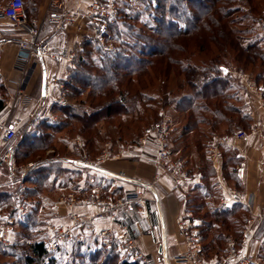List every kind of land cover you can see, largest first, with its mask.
<instances>
[{"label": "trees", "instance_id": "obj_1", "mask_svg": "<svg viewBox=\"0 0 264 264\" xmlns=\"http://www.w3.org/2000/svg\"><path fill=\"white\" fill-rule=\"evenodd\" d=\"M263 11L264 0H123L105 37L111 49L82 37L64 81L68 104L54 103L56 121L47 119L32 132L26 124L15 131L9 143L15 161H32L56 148L58 132L82 136L85 151L95 156L107 138L115 144L123 139V117L136 115L142 124L146 112L163 108L173 127L174 158L189 174L201 176L186 195L185 210L200 221L203 257L220 260L227 238H240L250 214L241 204H218L220 189L205 153L214 134L249 130L240 87L223 68L232 63L251 71L264 86V39L254 28ZM1 103L2 98L0 108ZM221 152L223 179L240 189L236 152ZM81 173L55 162L28 174L26 197L33 207L15 219L12 244L0 245V264H141L121 261L116 245L106 249L94 236L48 251L44 225L57 187L77 197L94 188L104 197L123 193L111 180L93 175L80 186ZM12 203L9 193H0V218ZM259 259L264 264V241Z\"/></svg>", "mask_w": 264, "mask_h": 264}, {"label": "built area", "instance_id": "obj_2", "mask_svg": "<svg viewBox=\"0 0 264 264\" xmlns=\"http://www.w3.org/2000/svg\"><path fill=\"white\" fill-rule=\"evenodd\" d=\"M119 0H88V7L84 12L66 10L59 0H51L49 3L48 23L55 28L68 27L81 36L95 39L106 50L111 49L105 43V37L110 26L114 23V16L117 11L116 3ZM0 16L7 18L13 27L21 33L24 38L19 42V52L26 57L42 58L48 54L46 44H41L38 39V30L31 26L24 11L23 0H10L7 5H0ZM254 28L258 35L264 39V11L256 18ZM55 62L72 60V55L61 57L50 55ZM233 77L239 79L244 95L249 99H255L263 104L264 87L256 83L250 75L241 71L232 73ZM51 85L57 89L53 98L54 103L59 106L68 104L63 81L54 80ZM264 106V104H263ZM255 110H250L248 116L255 117ZM161 119L150 124L138 140L136 157L145 160L154 171L151 180H143L127 175L123 171H113L104 166L110 159H119L116 155L111 157L108 151H104L100 157L90 158L85 154H79L70 161L74 170L88 172L92 175L98 174L101 177L120 180L123 183L133 186V190L116 199H103L95 190L82 198L74 193L60 196L53 204V213L66 223L48 221L44 225V231L48 238V251L56 252L69 244L80 241L84 235L95 233L99 241L106 249L116 245L119 259L121 261L139 262L151 264L147 255L138 247L135 238L136 233L144 234L151 246L160 244L161 259L165 264H255L257 252L250 250L251 243L255 240L258 230L263 225L262 219L249 220L242 228L239 240L228 237L226 250L220 260L208 262L202 258L203 235L197 229V224L190 215L182 213L177 217L176 233L184 241L186 251L180 255L170 257L166 252L164 220L161 213L160 198L157 193L159 180L166 176L171 183V190L179 192L182 187L190 182L189 172L174 158L171 132L173 127L169 119L160 111ZM259 137L263 139L261 131L256 130ZM15 136V129L0 116V140L9 144ZM248 138L244 131H238L231 135H213L207 150L209 161L216 165L222 159L221 148L223 146L243 143ZM78 146L81 140L77 138ZM152 147V151L149 150ZM12 147H8L7 155H11ZM123 156V150L121 151ZM132 156V155H129ZM7 164L18 177L17 192L14 204L9 211L2 215L0 220V245H10V235L13 230L15 219L24 217L29 210V202L26 198V183L24 181L27 173L32 169L33 164L25 163L15 165L10 158ZM262 174L264 183V156L257 163ZM12 176V175H11ZM180 190V191H179ZM151 195L157 211L159 225L162 228V239L158 236L153 227L142 228L138 217L146 214L147 195ZM233 204H241L251 210L253 201L250 196L239 189H224L219 200L221 207H229ZM106 223L107 226L98 228L99 224ZM264 232V227H263Z\"/></svg>", "mask_w": 264, "mask_h": 264}, {"label": "crops", "instance_id": "obj_3", "mask_svg": "<svg viewBox=\"0 0 264 264\" xmlns=\"http://www.w3.org/2000/svg\"><path fill=\"white\" fill-rule=\"evenodd\" d=\"M9 1L10 0H0V5H7ZM23 1L27 21L31 26L38 30V39L41 44L47 45L48 54L42 58L26 57L22 55L19 52V42L22 38H24V36L13 27L7 18L0 16V87L3 89L4 94L3 97H0L2 98L0 116L5 119L15 129V131H18L26 124L29 125L27 130L32 132L35 126L41 125L42 122H45V120L48 119L50 121H56L58 119V114L52 112V107L54 105L53 98L57 94V89L51 85V82L54 80L64 82L69 76L68 69L70 63L66 60L55 62L50 55H58L63 58L72 55L73 57L74 49L79 45L83 36L77 34L71 28H55L48 23L47 13L49 11V3L51 0ZM59 1L66 10L76 12H84L89 3L88 0ZM43 79H45L44 94L42 93ZM3 94L0 93V96ZM243 104H245L247 108V114L250 110L256 109L254 118H250L248 116L250 120L249 130L247 132L244 131L248 135V138L243 143L231 144L222 147L231 149L237 154L239 162L236 166V170L241 181L240 189L233 187L223 179L221 169L222 159L218 164L213 165L208 159L207 151L205 153V158L208 159L214 168L215 182L220 189L221 196L226 188H235L243 191L250 196L253 201V207L250 210V220L260 218L264 222V183L262 174L257 165L258 160L264 156V142L263 139L259 137V134L255 132L256 130H260L262 137L264 138V102L261 104L255 99H249L248 96H243ZM238 131L243 130L234 131L232 134ZM41 134L42 133H40V135ZM53 136L56 142V148L50 150L54 152L52 153L53 155H50L51 153L49 154V151L47 150L44 153V157L25 162L33 164L32 169L27 173L25 178L33 170L55 162L60 163L62 168L67 171L74 170L71 167L70 161L78 156L75 150H77L78 144L76 140L79 136H66L61 132L54 133ZM8 147L12 146L0 140V173L2 172L7 174L10 182L16 183L18 177L15 176V173L10 170V167L7 164V160L10 158L15 161L12 154L10 156L7 155ZM152 149V147H149L150 151H152ZM87 156L90 157L89 155ZM15 165L21 164H18L15 161ZM107 167L113 171L123 170L128 175H134V177L143 178L144 180H150L154 171V169L147 162H145V160L138 158L124 159L118 163L109 162L107 163ZM76 171L82 172L81 179L78 181V184L83 186L86 177L83 174V171ZM190 177V182L183 186L181 191L179 190L180 193L171 190L170 180L166 176L159 180L156 187L160 198L161 213L164 220V233L166 235L165 247L166 252L170 257L180 255L186 251L184 241L176 233V222L179 215L183 212L190 215L191 219L196 222L197 229L199 230L200 221L193 217L192 213L185 210V198L192 187L201 183V176L197 171H194L190 174ZM91 178L93 177L91 176ZM115 186L119 188L120 193L134 188L126 183H118ZM60 191L61 189L57 187L56 192L52 195V198L56 200L59 195H62L63 193H60ZM51 206L49 208L51 216L46 220V222L54 221L66 223L65 219H61L53 213ZM146 207V214L138 217L142 224V228L146 229L153 227L158 236L161 237V244L163 242L164 245V241L162 239V228L158 222L154 202L148 200ZM104 226H107V224H99L98 228ZM263 227L261 226L258 230L255 240L250 245V250L252 252H257L255 264H261L259 254L264 241ZM89 236L97 237L95 233H89L84 235L83 238ZM11 238L14 240V226L10 235V240ZM135 238L139 249L147 255L151 264H165L161 259L160 244L157 246H151L148 238L142 233H136ZM97 239L99 241L98 237ZM202 258L208 262L216 261L215 258L205 259L203 254Z\"/></svg>", "mask_w": 264, "mask_h": 264}, {"label": "rangeland", "instance_id": "obj_4", "mask_svg": "<svg viewBox=\"0 0 264 264\" xmlns=\"http://www.w3.org/2000/svg\"><path fill=\"white\" fill-rule=\"evenodd\" d=\"M122 5H123V0H119V1H117V3H116V6H117V11H118V9L120 8H122ZM117 11H116V13H117ZM116 19H117V16H116V14H115V16H114V23L116 22ZM119 23H120V20L118 19L117 20ZM113 23V24H114ZM112 24V25H113ZM108 46H111L112 47V45L111 44H107ZM223 69H225L226 70V73L227 74H229L235 81H237L236 83L238 84V86L240 87V94H241V96L243 97V96H245L244 95V91H243V88H242V85H241V83H240V81H239V79H237V77H233V75H232V73L233 72H237V71H241V72H243V73H246L247 75H250L251 76V78L256 82V83H258L256 80H255V78L253 77V75L251 74L252 72L251 71H247V70H245V69H243V68H241V67H238L237 65H235V64H232V63H228V65L225 67V68H223ZM260 84V83H259ZM264 87V86H263ZM68 100V99H67ZM69 102V101H68ZM263 102H264V98H263ZM161 110H164L163 108H158V110H155V111H153V113H147L146 112V115H145V120L146 121H144V123H139V122H137L136 120V115H129V117L128 118H124L123 117V124H122V129H123V139L120 141V142H116V144L115 143H113V142H115V141H113L112 139H110V138H107L105 141H103L102 143H101V146H99L98 147V149H97V152H96V155L95 156H90V158H97V157H100L101 155H102V153L104 152V151H108L109 153H110V155H111V157H114V156H116V155H118V156H120L119 157V159H110V160H108L107 162H105V164H104V166L105 167H107V163H109V162H116V163H118V162H121L122 160H124V159H135V158H137L135 155H136V151H137V148H138V145H139V143H138V140L140 139V137H141V135L143 134V132H144V130L150 125V124H152V123H154V122H156V121H158V120H160L161 119V115H160V111ZM164 112V111H163ZM164 114L166 115V113L164 112ZM166 117L168 118V116L166 115ZM169 119V118H168ZM141 134V135H140ZM138 135H139V137H138ZM79 136V139L81 140V145L80 146H77V150H75V152L79 155V154H85V155H88L87 154V152L85 151V141H84V139H83V137L82 136H80V135H78ZM137 138V139H136ZM134 139H136V142H132V140H134ZM56 144V143H55ZM59 144V143H58ZM58 148H60L59 146H57ZM50 150H52V149H49L48 151H49V154L50 155H53L52 153H54L53 151H50ZM123 150V156H121V151ZM60 151H61V149H60ZM129 155H132V156H129ZM42 157H44V155H42L41 156V158ZM176 160V159H175ZM178 161V160H177ZM146 162V161H145ZM180 162V161H179ZM25 162H23V163H20V164H24ZM181 163V162H180ZM150 165V164H149ZM151 166V165H150ZM152 167V166H151ZM108 168V167H107ZM153 168V167H152ZM109 169V168H108ZM111 170V169H110ZM118 171H123V170H118ZM118 171H116V172H118ZM123 172H125V171H123ZM126 173V172H125ZM83 174L85 175V177H87L88 176V174H89V176L90 175H92V174H90V173H88V172H83ZM127 174V173H126ZM128 175V174H127ZM93 176H95V177H100V178H104V179H107V180H111L115 185H117L118 183H123L122 181H120V180H116V179H110V178H105V177H101V176H99L98 174H94ZM129 176H132V175H129ZM132 177H134V175L132 176ZM136 177V176H135ZM137 178H139V177H137ZM140 179V178H139ZM141 179H143V178H141ZM152 179V177L150 178V180ZM144 180V179H143ZM17 188H18V184L17 183H11L10 182V180H9V177L7 176V174H4V173H0V193H2V192H6V193H9L10 195H11V197H12V201H13V203H12V205L14 204V200H15V194H16V192H17ZM92 190H95L96 192H98L99 194H100V196H101V198H103V199H116V198H119V197H122V196H124V194L125 193H127V192H129V191H131V190H133V189H131V190H128V191H125V192H123L120 196H109V197H104L102 194H101V192H100V190L99 189H97V188H94V189H92ZM92 190L91 191H89L88 193H90V192H92ZM69 193H74V192H64L62 195H59V197L60 196H64V195H67V194H69ZM88 193H86L85 195H87ZM75 194V193H74ZM76 195V194H75ZM84 195V196H85ZM77 196V195H76ZM84 196H82V197H84ZM59 197H57L56 198V200L55 199H53V203H52V206H53V204L57 201V199L59 198ZM82 197H78V198H82ZM27 198V197H26ZM27 200H28V202H29V204H30V206H31V208L33 207L32 205H33V202L32 201H30L28 198H27ZM55 200V201H54ZM148 200H150V201H153L152 199H151V195L150 194H148L147 195V200L146 201H148ZM12 205H10V207L12 206ZM30 206H29V208H30ZM52 206H51V208H52ZM10 207H9V209H10ZM9 209L8 210H6V212L7 211H9ZM249 210V209H248ZM29 211V210H28ZM53 211V210H52ZM4 214V213H3ZM249 214H250V216H249V218H248V220H250V218H251V211L249 210ZM18 218V217H17ZM248 220H247V222L244 224V226L248 223ZM263 225H264V222H263ZM263 225H262V227H263ZM243 226V227H244ZM12 241H13V239L11 238V240H10V245L12 244ZM9 245V246H10ZM5 247V246H4Z\"/></svg>", "mask_w": 264, "mask_h": 264}, {"label": "water", "instance_id": "obj_5", "mask_svg": "<svg viewBox=\"0 0 264 264\" xmlns=\"http://www.w3.org/2000/svg\"><path fill=\"white\" fill-rule=\"evenodd\" d=\"M223 73H226V70L223 69ZM45 91V79H43V84H42V93L44 94Z\"/></svg>", "mask_w": 264, "mask_h": 264}]
</instances>
